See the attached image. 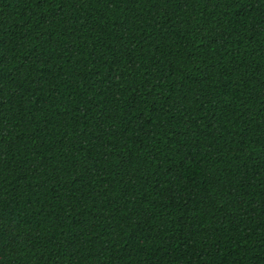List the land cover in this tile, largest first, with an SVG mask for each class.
Returning a JSON list of instances; mask_svg holds the SVG:
<instances>
[{
    "label": "trees",
    "instance_id": "trees-1",
    "mask_svg": "<svg viewBox=\"0 0 264 264\" xmlns=\"http://www.w3.org/2000/svg\"><path fill=\"white\" fill-rule=\"evenodd\" d=\"M0 264H264V0H0Z\"/></svg>",
    "mask_w": 264,
    "mask_h": 264
}]
</instances>
